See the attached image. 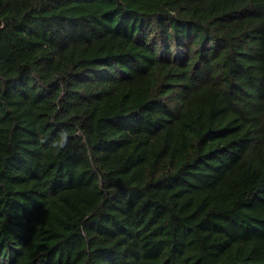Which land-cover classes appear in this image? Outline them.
<instances>
[{
  "label": "trees",
  "instance_id": "16d2710c",
  "mask_svg": "<svg viewBox=\"0 0 264 264\" xmlns=\"http://www.w3.org/2000/svg\"><path fill=\"white\" fill-rule=\"evenodd\" d=\"M0 264H264V0H0Z\"/></svg>",
  "mask_w": 264,
  "mask_h": 264
}]
</instances>
